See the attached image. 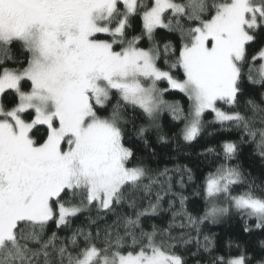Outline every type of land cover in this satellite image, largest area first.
<instances>
[{"label":"snow or ice","instance_id":"obj_1","mask_svg":"<svg viewBox=\"0 0 264 264\" xmlns=\"http://www.w3.org/2000/svg\"><path fill=\"white\" fill-rule=\"evenodd\" d=\"M6 90L15 102L0 95V264H264V238L251 251L229 239L217 254L204 230L235 212L244 233L264 232V182L233 163L254 145L264 167V0H0ZM165 112L182 124L171 137ZM213 124L238 139L200 153L220 162L193 189L204 210H190L192 168H151L133 139L155 156L150 131L179 148Z\"/></svg>","mask_w":264,"mask_h":264},{"label":"trees","instance_id":"obj_2","mask_svg":"<svg viewBox=\"0 0 264 264\" xmlns=\"http://www.w3.org/2000/svg\"><path fill=\"white\" fill-rule=\"evenodd\" d=\"M122 7V5H121ZM170 14V13H169ZM162 36L170 37V34L167 33V30L158 29L157 30V38ZM141 47H147V42L143 41L140 44ZM18 45H14L11 50V54L20 58V54L17 51ZM9 66H14L11 63ZM178 75H182V73H177ZM160 87H167L166 82H161ZM30 87V82L25 84V90ZM251 87V86H249ZM2 99L5 104H12L15 102V94L11 90H7L4 94H2ZM165 99L179 100L187 109L188 101L187 98L176 91H170L166 94ZM116 94L113 93L112 103H115ZM213 119V114L211 112H207L204 115L205 121H211ZM161 123L164 126V131L171 137L174 132L177 131L182 124L178 122L172 121L170 115L165 112L161 116ZM219 125H206L205 131L203 134L198 137L195 141L190 144H186L182 140H179V148H177V141L172 140L167 144H162L157 142L155 132L150 131L147 133V139L149 140L150 147L155 149V156L150 154L149 150H145L143 144L133 139V143L135 145V150L138 156H142L144 158V163L151 168H163L165 166L172 167L174 164H187L190 168H192L194 176H195V184L187 186L184 191V195L189 197L188 207L189 209L196 208L199 211L204 210V202L201 197H196L192 195L193 189L196 184L201 183L203 177L206 173L212 170L219 160H216L212 155H200L203 150L210 146L216 145L219 146V142L223 139H238V133L233 131L230 133L220 132L218 131ZM213 132L214 135H208V133ZM254 145H246L242 148L241 154L238 157L237 161H233V163L239 162L243 169L246 172H250L252 177L256 178L257 184L264 182V167L261 166V162L259 158L253 155ZM246 188V185L236 186L233 189V193H239ZM174 190L179 191V188H175ZM167 204L165 203V207ZM178 206V205H177ZM93 216L95 212L91 213ZM89 213L85 212L83 214L78 215L73 220V227L77 225H81L86 222V217ZM167 218V217H166ZM165 218V219H166ZM157 223L160 221L157 220ZM251 224H254L255 221L251 220ZM243 224L244 221L240 218V216L232 212L229 216L225 217L222 221L217 224H208L205 226V232H210L215 234L216 245H217V254H222L228 252V248L226 247L229 239H232L234 242H240L241 244H247L249 250L251 251L256 243V241L260 238H264V232L259 230H253L252 234H246L243 232ZM54 227V226H53ZM95 231V229H93ZM68 233L66 231H61L60 235L64 236ZM232 253L237 254V250L235 247L232 248ZM189 264H193V261H189Z\"/></svg>","mask_w":264,"mask_h":264},{"label":"rangeland","instance_id":"obj_3","mask_svg":"<svg viewBox=\"0 0 264 264\" xmlns=\"http://www.w3.org/2000/svg\"><path fill=\"white\" fill-rule=\"evenodd\" d=\"M7 91V90H6ZM0 95H2V94H0Z\"/></svg>","mask_w":264,"mask_h":264}]
</instances>
